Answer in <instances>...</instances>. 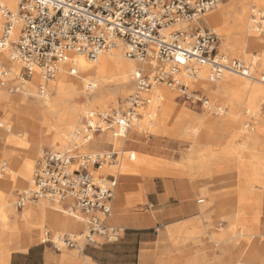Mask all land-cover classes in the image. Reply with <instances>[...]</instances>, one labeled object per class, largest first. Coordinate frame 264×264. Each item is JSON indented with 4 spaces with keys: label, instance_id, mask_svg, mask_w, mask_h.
Returning <instances> with one entry per match:
<instances>
[{
    "label": "built area",
    "instance_id": "2783aa9c",
    "mask_svg": "<svg viewBox=\"0 0 264 264\" xmlns=\"http://www.w3.org/2000/svg\"><path fill=\"white\" fill-rule=\"evenodd\" d=\"M227 0H18L12 12L0 0V50H10L11 58L21 64V91L36 70L42 81L52 80L66 53L94 59L102 53L121 48L127 59L149 65L147 71L133 74L132 93L116 109L89 112L70 136L71 147L62 152L46 151L34 171L31 185L17 192L15 207L40 200L64 203L86 229L71 236L44 235L42 242L56 252L80 245L117 243L123 229L106 223L112 214L117 187L114 175L96 176L103 167L117 160V153L85 154L80 151L94 136L109 134L125 139L138 120H151L150 96L153 88L163 87L183 104L211 110L203 89L192 88L200 69L207 67V82H218L225 73L264 84V74L255 78L251 64L219 53L220 38L200 25L202 17ZM250 21L256 32L264 31V11L253 7ZM19 22L16 41L13 31ZM181 29L169 31L175 26ZM2 76L6 72L0 71ZM45 95L44 85L38 87ZM162 98H160V101ZM198 204L202 200L197 201Z\"/></svg>",
    "mask_w": 264,
    "mask_h": 264
},
{
    "label": "bare ground",
    "instance_id": "6f19581e",
    "mask_svg": "<svg viewBox=\"0 0 264 264\" xmlns=\"http://www.w3.org/2000/svg\"><path fill=\"white\" fill-rule=\"evenodd\" d=\"M2 1L9 10L12 12L17 11L18 0ZM262 4L264 5L263 2H261V6ZM225 10V7H221L213 12L205 14L203 22L217 32L223 31V29L218 26L217 22ZM245 15L244 11L241 15L235 16V21L239 24V33L241 35V43L239 44L242 46L245 45L248 48H256L259 46L264 48V39L261 40V44L257 41V38L250 30ZM19 29L20 24L18 22L12 34L13 38L16 37L17 39ZM230 45L231 43L228 39V42L223 47L227 50ZM120 51L121 48H116L110 52L102 53L94 59H88L72 52L66 53L64 60L59 63L58 72L55 76L56 80L53 81V78L48 81L49 85L51 83L50 87L53 88L52 90L55 92V96L51 98L47 91L43 96L39 94L38 87L45 82L42 81L36 70L33 71L31 78L25 84L29 83L35 87V93H32V91L31 93L30 91L27 92L29 94H34L37 98V112L44 118L42 129L43 145L49 146L51 148L49 151L62 152L71 147L70 136L73 133L72 129L77 124L79 116L85 113V117L91 112V110L86 112L85 106L93 103L103 109H107L108 105L113 104L115 101L113 94L122 96L126 94L134 73L139 70L147 71L149 69V65L146 63H139L131 59L126 60V57H124L125 55L123 56ZM238 57H244V54L239 53ZM1 58L9 62V67L3 70V72H6V75L2 76L0 74V104H5L6 106L8 101L5 93L6 81L13 79L17 81L21 70V64L14 61L11 58V52H7L6 50H0V59ZM261 59L264 61V55H262ZM207 73V67H202L200 69L199 79L193 82V84L201 86V88L205 90V93L208 94L219 92L227 93L231 98L232 105L235 107L240 105L243 106L245 112L250 114L257 122L261 119L260 110L263 108L260 106V102L262 103L261 105H264V84L257 80L249 82L246 78L228 73H225L218 82L210 84L207 82ZM17 83V85H19V81H17ZM48 83L45 85V89L49 88ZM25 84L22 87L24 90L28 87ZM28 88L30 89V87ZM161 88L163 87L153 88L144 95L150 96L152 103L149 109L151 113L153 112L151 115L152 118L149 121L138 120L133 124L131 128V142H137V138L143 130L152 132L157 136H162L164 134L176 135L177 132H179L177 133L178 135H181V133L188 135L194 142V147H192L193 145L191 146L193 151L188 157L186 163L187 168L183 173L186 177H190V179V172L197 173L204 162L215 156L237 155L240 157L242 154L241 150L245 148L253 130L247 132V127H243V129L238 127L232 129L227 128V130H225L226 133L223 136H219L215 133L216 130H218L217 128H222L223 130L224 124L222 121L214 123L208 122L201 119V117L200 119L195 118L191 111L186 112L183 109H178L172 102V94ZM213 88H215V91ZM243 94L247 95V100L245 102H242ZM84 96L87 101L84 104H80L79 100ZM162 97L163 101L161 102L160 98ZM215 98L216 97H214V99ZM23 104V102H19L18 107L23 106ZM4 118L7 124H9L10 121L8 117L5 116ZM228 125H230V123ZM24 127H26V124ZM79 127L80 126L77 128ZM15 129L18 128L15 127ZM210 132L212 133L210 134ZM28 134L30 135V131H28ZM240 135H243V142L241 144H239L240 142L238 143V139L241 137ZM97 136H100L97 140H93L94 137H96L94 136L87 144H83L80 151L85 153L84 148L89 144V149L93 151L92 154H96L94 152L104 149L126 154L125 151H122V148L123 140H126L127 137L125 139H117L109 134H100ZM1 137L6 138V144L1 149L3 159L0 160V186H3V188L0 189V246L2 248L0 250V255L7 257L11 251H24L28 246L36 245L41 240L40 235L43 228L48 227L51 230L66 232L75 231L79 227V222L77 220H80V218L76 214L71 213L70 210H66L64 203L55 201L57 204L61 205L60 207H53L51 205L52 203L50 204L48 200H40L37 203H27L21 209V214H17L18 209L15 207V203L12 205L10 204L11 195L15 190H20L18 192H22L30 187L31 177H33L34 162L37 157V146L30 148L28 146L25 148L28 152L25 154V157L21 159L22 153L20 150L23 149L22 144L13 137H10L9 133L0 131V138ZM218 139H220V142L216 144L215 142ZM245 149L251 152L249 148L246 147ZM107 152H99V154ZM251 154L253 155L250 160L253 163L252 165L246 164L245 161L242 160H235L236 173L239 177L243 178L244 182L239 189V195L242 198L250 196L255 200H260L264 205V152L258 154L254 151L251 152ZM13 157H19L20 160L15 159V162H11L10 159ZM128 161H132L133 163ZM128 161L123 159L116 166L120 176H142L144 174H150V176H155L157 178H166L170 175L169 170L164 168L159 162L155 163L154 169H152L151 172H145V166L149 163V160L136 153H130ZM202 195L203 199L199 200H202L201 204L204 205L198 208L199 215L208 218L215 213L219 198L216 194H209L207 192H203ZM34 204L35 206H33ZM37 212L40 213L39 219H35ZM258 212L259 211H257V213ZM258 214H264V210L260 211ZM8 215L13 216L10 226H8L7 222ZM242 215L243 212L240 211L236 217L231 219L232 224L229 225V230L227 229L218 234L208 236L206 239L195 241L194 244L204 243L205 249L209 250L212 246L208 242L212 241L217 246H220L221 250H225L230 244L237 246L238 241H233V239L239 238L245 244V252L242 253L246 257L245 263L256 262L258 264H264V243L262 241L264 239V217L255 221L256 227L254 232L248 233L245 228L246 225L241 226L239 224V226H241V231L239 234H235L233 233V229ZM6 230L10 232L9 235L1 237L2 232ZM23 234L25 235V239L22 240ZM233 234H235V236H233ZM194 236L195 233L193 231H185L182 234V237L178 241L181 246L180 252H182V249L185 248L189 242L194 241ZM168 237H170L171 240L176 239L177 231H168ZM207 253L208 251L203 253V258L205 256L204 254ZM59 258L62 257L60 256ZM182 264L201 263L197 257H189Z\"/></svg>",
    "mask_w": 264,
    "mask_h": 264
},
{
    "label": "rangeland",
    "instance_id": "374dc122",
    "mask_svg": "<svg viewBox=\"0 0 264 264\" xmlns=\"http://www.w3.org/2000/svg\"><path fill=\"white\" fill-rule=\"evenodd\" d=\"M261 2L264 3V0L261 1L227 0L225 3L219 5L216 9L212 10L211 12L221 7H225L226 9L221 14L220 19L217 22L218 26L223 29V31L221 32H217L213 28L207 26L204 22L200 23V25L212 30L219 36L220 54L229 56L232 59L242 60L246 64H251L252 65L251 71L253 72L256 79H258V77L261 74H264V64H263L264 61L261 59L262 55H264V48H262L261 46L256 48H248L245 45L242 46L239 44L241 43V35L239 33V24L236 23L235 21V16L241 15L245 11L246 14L245 16L250 26V30L257 38V41L261 44V40L264 39V31L256 32L253 29L250 21V11L252 6L264 11V5L262 4L263 6L262 7ZM203 18L204 16L202 17V21ZM2 23L3 20L1 19L0 32L2 29ZM183 27L184 26L181 25L175 26L172 27L169 31L171 32L173 30L181 29ZM228 39L231 45L227 50H225L223 46L226 45ZM13 40H16V37H14ZM6 51L10 52V50H6ZM120 52L124 56L122 49ZM239 53L244 54V57H238ZM125 59L129 60L127 58ZM8 63L9 62L8 61L6 62L4 58H1L0 65L2 67L0 66V71L1 70L3 71L6 68H8L9 67ZM55 80L56 77H54L53 81ZM17 81L19 80L17 79ZM17 81L15 79L6 81L5 93L8 99L7 101L8 106L7 105L5 106V104H0V131L9 133L10 137H13L16 141L22 144L23 149L20 150L22 153L20 157L21 159H23L25 157V154L28 152L27 149L25 148H27L28 146L29 148L37 146V157L35 159L34 167H33V174H34L38 161L41 160L43 153L51 150V148L49 146L43 145L42 129H43L44 118L42 117L41 114L37 112L38 109L37 98L34 96V94H29L27 92L30 91L31 93L32 91V93H35L36 92L35 87L28 83L25 85L30 87V89L26 87L25 88L26 90L22 89V91L11 93L10 88L16 86L18 84ZM252 81L255 80H249V82ZM27 82L28 81H26L25 83ZM47 83L48 82H45L43 85L45 86L47 85ZM48 86L49 88L48 89L46 88L48 95L50 96V98L54 97L55 92L54 90H52L53 88L50 87L51 83L50 85L48 83ZM191 86L194 89L201 88V86L194 85L193 83ZM161 89L166 90L165 88H161ZM213 89L215 91V88ZM132 91H133V87L130 81L126 94L124 96L119 94H113V98H115V101L113 104L108 105L107 109H103L97 106L96 104L92 103L85 106V111L87 112L91 110L94 112H106L112 109H116L118 105H120L121 102L132 93ZM170 94H172V102L175 104V107H177L178 109H183L186 112L191 111L195 118L200 119L201 117V119H204L212 123L217 121H222L224 124L223 130L222 128L221 129L217 128L218 130H216L215 133L219 136H223L226 133L225 130H227V128L232 129L238 127L243 129V127L244 128L247 127L246 129L247 132L253 130L251 135L254 134L259 139V143H258L259 145L257 150H252L251 152L255 151L258 154L264 152V124L261 125L258 123L264 120V105H261L262 104L261 102H260V106L263 109L260 110L261 119H259L257 122L254 120V118L251 117L250 114H247L245 112L243 106L240 105L235 107L234 105H232L231 98L227 93H222V92L215 94L205 93L210 103L212 104L211 106L216 107L218 109L217 115H214L209 110H203L199 107H191L189 105L183 104L180 100H178L175 97L174 93L170 92ZM221 96H223L224 98ZM214 97L216 98L214 99ZM246 100H247V95L243 94L242 102H245ZM79 101L80 104H84L87 100L86 97L84 96ZM19 102H23L24 103L23 106L18 107ZM84 114L85 113L79 116L77 120V124L73 127L72 132L83 123ZM5 116L8 117L10 121L9 124H7L6 120H4ZM229 123L230 125H228ZM25 124L26 127H24ZM15 127L18 129H15ZM28 131H30V135L28 134ZM177 133L176 135L164 134L162 136H157L152 132L143 130L142 133L137 138V142H131L132 135L130 130L128 135L126 136L127 137L126 140H123L122 151H125L126 154H122L118 151H115L117 153V160L111 165L103 167V169L96 174V176L104 177L108 175H114L117 177V187L112 201L113 211L111 217L108 219V224L123 229L124 227L119 224L120 222H122L125 219L127 220V218L129 217L133 216L134 218H137L139 215L144 214L148 207V202H147V195L149 193L148 186H155L157 191H161V190L168 191V193L172 192L171 188H174L175 190L177 189V193H178L177 198L180 199L186 198L187 195L190 193L189 201L197 205L198 208L204 205L197 203L199 199H203V195H202L203 192H207L209 194H216L219 198L218 206L215 213L210 217L205 218L202 215H199V218L194 216L193 218H190L187 221L181 223L169 225L168 222H165L157 226L159 230L167 231V236H168V231H174V230L177 231L176 239L171 240L170 237H168V239L164 240L163 242L162 250L164 254V263L182 264L189 257H197L201 264H258L256 262L245 263L246 257L242 254L243 252H245V244L239 238L233 239V241L235 240L239 242V243L237 242L238 244L237 246H235L234 244H230L228 245V247L225 248V250H221L220 246H217L212 241L208 242L212 246L211 249L209 250L205 249L204 243L194 244L195 241L206 239L208 236H211L213 234H218L222 231L227 230L229 228V225L232 224L231 219L236 217L240 211L243 212L242 215L243 218L241 217V219L235 224L236 226L233 229V233L235 234H239L241 231V226H245V225H246L245 228L247 229L248 233L254 232L256 227L255 221L259 220V218L264 217V214H258L260 211L264 210V205L261 203L260 200H255L250 196L248 197L246 196L242 198L239 195V189L241 188L244 182H243V178L239 177L236 173L237 169L235 168V160L237 159L242 160L245 161L246 164L252 165L253 163L250 160L253 157V155L251 154V152L246 151L245 148L247 146L245 145V148L241 150L242 154L240 155V157L237 155L215 156L214 158L204 162L203 166H201V168L197 173L190 172L191 174V179H190V177L188 178L186 177V175H184L183 171L184 170L186 171L187 168L186 163L188 157L193 151L192 147H194L193 144L194 142L188 135L183 134L181 132H180L181 135H178ZM211 133L212 132H210V134ZM240 136L241 137H239L238 139V143L240 142L239 144L243 142L242 139L243 135ZM99 137L100 136H96L94 137L93 140H97ZM219 142L220 139L216 140L215 143L218 144ZM5 144H6V138L1 137L0 160L3 159L1 149L5 146ZM84 149H85L84 150L85 153L88 154L93 153V151L89 149V144L86 145ZM107 151H109V149L106 150L104 149L102 151L99 150L94 153H99V152L103 153ZM130 153H136L139 156L145 157L147 160H149V163L145 166V170H144L145 172L147 173L151 172L152 169H154L155 163L159 162L163 165L164 168L169 170L170 175L166 178H157L155 176H150V174H146V175L144 174L142 176H120L116 166L123 159L128 161V156L130 155ZM20 158L13 157L10 159V161L15 162V159L20 160ZM128 162L133 163L132 161H128ZM1 188H3V186H0V189ZM18 191L20 190H15L12 193L10 199L11 205L14 204L15 196ZM49 203L50 204L52 203L51 205L53 207L56 206L60 207L61 205L51 201H49ZM33 206H35V204ZM257 211L259 212L257 213ZM17 212H18L17 214L20 215L22 211L17 210ZM39 216L40 213L37 212L35 219H39L40 218ZM12 220H13V216L8 215L7 217L8 226H10ZM77 221L79 222V227L75 231H71V232L51 230L48 227L43 228L41 230V235H40L41 240L37 244H41L44 232H49L53 236H64V235L71 236V235H76L79 232H83L85 230L84 224L81 222V220H77ZM239 224L241 226H239ZM185 231H193L195 233V236L193 237L194 241L189 242L186 245V247L182 249V252H180L181 246L178 243V241L182 237V234ZM9 233L10 232H8V230H6L5 232L3 231L1 237L9 235ZM235 234H233V236H235ZM23 239H25L24 234L22 235V240ZM262 241L264 243V239ZM1 249L2 248L0 246V250ZM68 251L69 250L67 249L61 250L62 258H59V260H61V263L66 260L67 258L66 254L68 253ZM207 251L208 253L204 254L205 256L203 258V253ZM3 258L4 257L0 255V260Z\"/></svg>",
    "mask_w": 264,
    "mask_h": 264
},
{
    "label": "crops",
    "instance_id": "0c3cea01",
    "mask_svg": "<svg viewBox=\"0 0 264 264\" xmlns=\"http://www.w3.org/2000/svg\"><path fill=\"white\" fill-rule=\"evenodd\" d=\"M258 123L262 125L264 120ZM258 143L259 139L252 134L246 146L251 151L257 150ZM171 190L172 192L168 193L157 191L155 186H148V207L145 213L119 223L124 228L117 243L107 244L98 239L96 244L68 249L67 258L61 263V251L56 252L49 244L41 241V244L28 246L24 251H11L7 257L0 260V264H166L162 246L164 240L168 239L167 231L159 230L157 226L165 222L169 225L181 223L194 216L199 218L198 206L189 201L190 193L186 198L180 199L177 198V189ZM81 222L84 224L82 220ZM84 228L86 229L85 224ZM46 233L53 236L44 232L43 238Z\"/></svg>",
    "mask_w": 264,
    "mask_h": 264
}]
</instances>
